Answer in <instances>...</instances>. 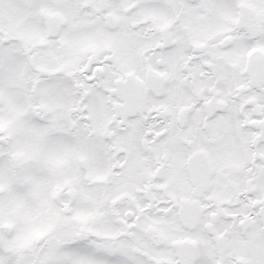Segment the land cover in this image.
<instances>
[{
	"label": "snow or ice",
	"instance_id": "obj_1",
	"mask_svg": "<svg viewBox=\"0 0 264 264\" xmlns=\"http://www.w3.org/2000/svg\"><path fill=\"white\" fill-rule=\"evenodd\" d=\"M0 264H264V0H0Z\"/></svg>",
	"mask_w": 264,
	"mask_h": 264
}]
</instances>
